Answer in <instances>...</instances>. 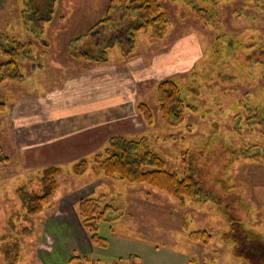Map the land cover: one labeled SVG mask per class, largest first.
<instances>
[{
	"label": "rangeland",
	"instance_id": "374dc122",
	"mask_svg": "<svg viewBox=\"0 0 264 264\" xmlns=\"http://www.w3.org/2000/svg\"><path fill=\"white\" fill-rule=\"evenodd\" d=\"M109 1L57 0L54 21L46 25L43 33L48 44L28 34L34 43L35 65L22 63L25 78L18 83L7 81L0 85V99L10 103L56 92L59 103L95 101L108 84L103 80L106 77L96 73L103 64L123 63L137 57L150 62L159 49L197 36L202 51L194 65V76L191 69L179 74L180 80L198 90L197 112H189L182 126L171 127L159 112L156 87L143 86L137 99L151 105L154 121L134 122L140 131L130 136L148 134L156 138V149L171 170L182 169V155H186L182 152L190 149L200 148L203 160L205 150L201 147L218 148L232 143L245 148L254 144L264 147V128L252 118L257 112L259 120L264 121V65L247 66L241 48L238 57L229 55L226 38L241 36L249 30L251 35L245 45H252L251 48L257 41L255 37L264 38V0H216L213 6L204 3L210 11H217L212 21L206 15L205 19L199 17L186 0H160L172 21L164 39L147 38L146 33H140L137 46L127 59L120 56L118 48L110 51L109 60L103 63L95 62L91 56L76 57L69 48L70 41L84 36L106 16ZM19 3L21 8L26 7V0H18ZM21 23L11 12H0V29L18 31ZM12 33L26 39L23 29ZM219 34L222 37L218 45L215 39ZM75 77L82 79L78 90L68 92L65 88L58 93L67 80ZM114 83L107 93L112 92ZM62 107L55 106L58 111ZM18 124L7 112L0 114V145L9 157L0 162V264H55L52 256L56 235L50 231L52 220L57 217L66 220L69 214L73 223H68L81 228L73 204L76 206L83 197L102 194L118 208L113 213V217L117 216L113 222L100 223L99 234L108 238L109 243L106 247L92 245V252L91 243L87 244L88 248L78 245L79 252L90 251L88 256L100 264H125L135 255L140 264H245L222 239L228 228L227 210L230 215L245 218L248 225L264 235V158L261 162L241 159L231 165L232 184L241 196L231 193L220 205L191 199L181 201L151 186L128 184L103 175L90 180L91 170L76 175L70 166L65 167L52 202L40 214L28 217L17 189L24 186L29 192L41 191L42 183L37 169L22 166L21 145L14 128ZM32 154L31 150L27 151L28 158ZM213 161H217L216 156L203 169L209 183L218 169V163ZM196 230H206L211 233V239L206 244L193 241L188 232ZM193 258L195 261L191 262Z\"/></svg>",
	"mask_w": 264,
	"mask_h": 264
},
{
	"label": "trees",
	"instance_id": "16d2710c",
	"mask_svg": "<svg viewBox=\"0 0 264 264\" xmlns=\"http://www.w3.org/2000/svg\"><path fill=\"white\" fill-rule=\"evenodd\" d=\"M186 3L203 19L206 15V18L212 21L217 15V11H210V8L203 5L209 3L208 5L213 6L216 0H186ZM56 6L57 0H26V7H22L21 28L17 29L18 31L12 29V32H22L23 29L26 39L21 38L17 33L0 30V85L7 81L18 83L24 79L22 63L32 62V65H35L34 43L30 38L28 39V34L48 44L43 38V33L46 25L54 18ZM171 22L160 0H110L106 16L96 22L84 36L72 39L69 48L76 57L91 56L92 60L100 63L107 62L110 51L118 48L120 56L127 59L135 50L140 33H146L147 38L162 40L167 35ZM250 35L249 30L237 37L225 35L229 39L227 41V50L231 51L229 55L238 57V49L241 48L248 60H245L247 66L264 65V38L255 37L257 41L251 48L252 45H245ZM221 37L222 35L219 34L215 39L216 44L219 45ZM195 68L196 66L191 69L193 76ZM180 77L181 75L178 74L156 83L159 112L164 122L171 127L182 126L186 115L189 112H197L199 106L195 99L198 97V90L192 84L180 80ZM137 108L147 124L154 121L155 111L150 104L144 101L138 102ZM7 110L8 103L0 99V114ZM252 118L264 128V121L259 120L257 112L252 114ZM155 139L148 134L138 137L114 134L103 146L76 159L68 166L54 164L38 169L42 183L41 191L29 192L24 186L17 189L26 216L38 215L49 206L59 186L58 178L65 167L69 166L76 175L91 170L90 180L103 175L128 184H145L181 201L191 199L220 205L223 199L230 198L231 193L241 196L232 184L231 165L241 159L261 162L264 158V147L260 148L256 144L248 148L233 143L221 144L218 148L201 147L205 150L203 160L199 155L202 154L198 151L200 148L182 152L186 154L182 155V169L171 170L156 149ZM213 156H216L217 161L213 162L218 163V169L213 174V182L209 183L203 169L211 162ZM8 159L0 145V162ZM111 201L105 194L87 196L81 198L74 206L81 225L94 247H106L109 243L108 238L99 234V228L102 221L113 222L117 218V216L113 217V213L118 208ZM229 213L228 210L225 212L228 228L223 232L222 239L232 246L234 256L241 258L245 264H264V235L248 225L245 218ZM188 234L193 241L204 244L212 237L206 230L189 231ZM15 243L13 242V246L16 245ZM15 255L17 256L16 253ZM192 261H195L194 258ZM88 262L100 264L88 255L78 254H74L65 264ZM140 262L135 255L125 264H140Z\"/></svg>",
	"mask_w": 264,
	"mask_h": 264
},
{
	"label": "crops",
	"instance_id": "0c3cea01",
	"mask_svg": "<svg viewBox=\"0 0 264 264\" xmlns=\"http://www.w3.org/2000/svg\"><path fill=\"white\" fill-rule=\"evenodd\" d=\"M3 11L11 12L21 19L22 8L18 0H0V12ZM201 51L195 36L159 49L150 62L137 57L123 63H105L96 73L106 77L103 80L108 84L104 94L95 101L88 99L89 102L77 101L73 105L68 102L59 103L57 93L54 92V95L50 92L44 96L8 103L7 114L15 123H19L14 128L21 145L19 150L22 166L37 170L54 164L68 166L103 146L114 134L133 135L140 131L134 124L136 121L144 123L137 108L140 88L149 85L156 87L159 80L192 69ZM81 81L77 77L67 80L65 86L58 89V93L65 88L68 92L78 90ZM113 81L112 92L107 93ZM57 105H63L62 110H56ZM28 150L33 152L31 158L27 157ZM73 209L76 212L74 204ZM68 215L66 220L60 217L52 220L50 231L53 236L56 235V247L52 256L55 264H65L74 254H91L90 251L79 252L78 245L88 248L87 244L90 245L91 242L81 224V228L71 225L73 222ZM92 250L91 247V252Z\"/></svg>",
	"mask_w": 264,
	"mask_h": 264
}]
</instances>
